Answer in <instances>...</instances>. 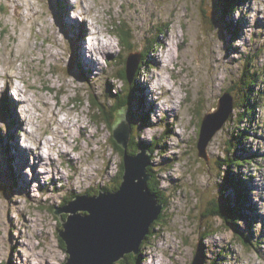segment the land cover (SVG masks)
<instances>
[{"label": "rangeland", "instance_id": "rangeland-1", "mask_svg": "<svg viewBox=\"0 0 264 264\" xmlns=\"http://www.w3.org/2000/svg\"><path fill=\"white\" fill-rule=\"evenodd\" d=\"M225 1L76 0L72 4L69 0H0V73L5 63L14 58L20 64L18 75L27 73L28 80H35L31 85L34 95L29 96L28 90L21 88L28 97L23 102L34 108L31 114L33 132L30 134L33 142L38 147L42 141L46 149L43 156H49L47 159L51 162L48 165L41 162L51 170L48 184L40 183L39 178L35 189L27 188L25 180L28 176L23 174L24 169L31 168L34 174L38 167L32 168V163L26 166L25 161L22 163V159L28 162L27 157L32 156L31 151L20 154L19 132L23 125L13 124L9 117L13 112L4 109L9 115L4 110L0 115V120L5 123V128L0 130V264H22L29 256L31 262L26 264L66 263L68 254L59 237L60 219L62 216L66 220L72 214L57 216L54 211L78 197H94L100 190L108 192L105 189L116 188L121 155L113 147V127L110 129L101 123L95 114L98 113L96 107L101 106L110 113L112 106L119 101L125 103L129 94L130 104L119 109L125 116L130 109L136 120V123L132 121L130 144L134 145L133 149L146 145L149 150L156 151L151 156L149 170L156 172L155 179H159L167 196L166 218L155 225L153 236L149 237L150 244L145 245L146 248L142 246L140 253L144 257L139 264H149V257L152 264L156 261L159 264H195L198 245L205 252L202 251L204 264H264V215L260 214V208L264 206V0H244L232 11ZM19 2L21 5L17 8ZM232 2L229 0L228 4ZM25 3L28 6L23 7ZM77 7L85 15L96 12L93 27L104 37V41L93 46L87 56L84 38L90 31L88 21L69 16ZM237 11L239 19L235 16ZM26 13L35 15L28 21ZM49 13L51 21L47 19ZM166 27L169 30L158 36ZM37 28H40L39 32ZM121 30L130 34L127 43L122 44L119 39L118 31ZM60 33H63V40L59 39ZM168 37H173V56L165 54L168 44L162 40L168 43L165 40ZM237 40L242 43L237 45ZM155 47H159L158 51H153ZM93 53L96 60L92 59ZM138 53L143 54L139 59L143 67L141 74L133 77L131 92L119 77L128 57ZM153 54L163 56V60L169 56L170 66L158 69L151 61ZM82 59L89 65L95 61L97 69L87 72L80 63ZM212 60L219 63L216 69ZM171 73L178 74V78L174 79ZM158 74L162 76L160 86L165 91L174 88L178 93L176 99L164 94L166 102L159 104L160 108L150 110L154 103L151 101L153 94L148 91L155 85L152 79ZM67 75L73 79L67 80ZM5 88L9 89V86L5 85ZM7 92L6 102L11 108L14 99ZM41 92L48 94L41 95ZM81 92L85 95L81 96ZM224 93L233 96V112L209 143L206 159L200 157L197 147L200 140L198 122L218 111L219 99ZM173 102H176L177 116L168 125L169 119L164 118L165 113L160 109L161 106L164 109V104L173 107ZM246 103L250 115L244 117L242 109L246 108ZM252 104L257 105L254 112L249 108ZM14 106L16 109L17 103ZM15 109L14 114L19 116ZM155 112L161 115L153 121L151 116ZM60 116H63L62 120ZM117 119V113L113 114L111 124ZM63 121L74 124L79 121L78 125L86 127V132L76 127L72 129L74 132L67 130L61 124ZM154 122L156 125L152 128ZM238 127L244 128V150L237 147V138L241 135ZM48 142L51 147L45 145ZM75 145L76 151L73 150ZM58 146H63L72 160L62 156ZM36 148L37 156L39 149ZM133 149L129 151L134 154ZM250 157L252 159H248ZM234 158L241 165H234L232 181L235 180V184L231 185L228 184L227 164ZM54 160H57L55 165ZM73 179H76L75 187L71 186ZM220 184L226 188L223 197L231 208L228 212L240 218L233 228L225 225L223 219L202 215L214 198H220ZM238 189L250 193L243 202L244 208L236 207L241 196ZM258 222L262 224L260 229L255 228ZM211 227L213 231L202 241L201 235ZM237 230L257 245L245 246L241 240L243 235H238ZM144 252H148L146 257ZM121 264H128V261Z\"/></svg>", "mask_w": 264, "mask_h": 264}, {"label": "water", "instance_id": "water-1", "mask_svg": "<svg viewBox=\"0 0 264 264\" xmlns=\"http://www.w3.org/2000/svg\"><path fill=\"white\" fill-rule=\"evenodd\" d=\"M139 59L141 54L128 57L126 73L130 82L136 75ZM232 100L225 93L219 100L218 111L203 119L198 142L201 157L206 158L209 143L230 118L234 107ZM132 133L131 118L120 111L113 124V138L125 150L119 191L105 193L100 190L96 197L84 195L54 211L57 216L72 214L59 232L68 254L65 264H118L128 255L138 256L159 221L164 206L149 188L151 153L141 149L137 155L128 154ZM196 256L195 264H204L201 247Z\"/></svg>", "mask_w": 264, "mask_h": 264}, {"label": "clouds", "instance_id": "clouds-1", "mask_svg": "<svg viewBox=\"0 0 264 264\" xmlns=\"http://www.w3.org/2000/svg\"><path fill=\"white\" fill-rule=\"evenodd\" d=\"M69 3L75 4V3H76V0H69ZM85 7H87V4H85ZM69 16H70L72 19H75V20H87V21H88V25H89V29H90V31H89V33H88V34L85 36V38H84L85 55L87 56L88 51H90L91 48H92L93 46L97 45L98 42L103 41V38H104L103 35L98 34V33H97V29H96L95 27H93V25L96 24V20L94 19V17L96 16V12L93 11V12H91L90 15H85V14H83L82 9H80L79 7H77L76 9H74L73 11H71V12L69 13ZM235 16H236L237 19H239L240 13H239L238 11L235 12ZM47 19H48L49 21L52 20V15H51V13L48 14ZM36 31L39 32V31H40V28H37ZM57 31L59 32L58 29H57ZM246 31H247V30H246ZM159 33H160V32H159ZM159 33H158V35H159ZM163 34H164V33H163ZM59 39H61V40L64 39V37H63V33H60V35H59ZM235 43H236L237 45H239V44H241L242 42L239 41V40H237ZM156 44L159 45L160 43H156ZM156 44H155V46H156ZM157 49H159V47H158V48L155 47L153 51H158ZM161 49H162V48H161ZM139 54H141V55L143 56L142 53H139ZM92 59H95V53H93ZM139 65H140V64H139ZM66 66H67V65H66V63H65V67H66ZM19 67H20V64L17 63V62L15 61L14 58H12V60H10L9 62H6V63H5V65H4V69H3V72L0 73V101H3V89H4V86H5V85H8V86H9V89H10V95L12 96V98H13L14 100H17V101H23V100H26V99L28 98V97L24 94V92L18 91V89H21V88L27 89V90H28V95H29V96L35 94V93L31 90V85L35 83V80H28V79L26 78V77H27V73H25L24 76H20V75H18L17 69H18ZM125 67H126V66H125ZM138 68H139V66H138ZM137 70H138V69H137ZM161 70H163V69H161ZM61 75H63V74L61 73ZM136 75H137V74H136ZM65 78H66L67 80L70 81V80L73 79V76H71V75H67V76H65ZM40 94H41V95H47L48 93H43V92H41ZM53 94H55V93H53ZM224 94H225V93H224ZM224 94H223V95H224ZM80 95H81V96H84V95H85V92H81ZM223 95H222V96H223ZM222 96H221V97H222ZM130 97H131V96H130ZM221 97H220V98H221ZM12 98H11V99H12ZM165 99H166V98H165ZM61 100H63V97H61ZM219 100H220V99H219ZM157 103H158V105H159V104H162V103H164V100H160V101H158ZM85 105H87V101H85ZM256 106H257V105H256ZM73 107H75V106L73 105ZM124 108H125V107H124ZM217 108H218V106H217ZM217 108H216V110H217ZM233 108H234V107H233ZM16 111H17V114L19 115L20 120L24 122V123H23V129L20 130V132H19L20 145H21L22 147H24V148H32V149H35V148L37 147V144L33 142V139H32V137H31V135H30V134L33 132V127H32V125H31V114H32V112L34 111V108H33V106H32L31 104L23 103V104H20V105L17 107ZM120 111H121V110H119L117 113L119 114ZM127 112H128L129 117H130V116H131V115H130V109H129V111H128V109H127ZM213 112L216 113L215 111H213ZM118 114H117V116H118ZM231 114H232V113H231ZM157 115H161V113H160V112H157V113L153 114V115L151 116V119H152L153 121H155ZM130 118H131V117H130ZM59 119L62 120V119H63V116H60ZM131 120H132V119H131ZM228 121H229V119H228ZM228 121H227V122H228ZM134 122H135V121H134ZM135 123H136V122H135ZM112 127H113V125H112ZM162 127H163V126L160 127V130H162ZM4 128H5V123H4L3 120H0V130H3ZM145 128H147V126H146ZM112 130H113V129H112ZM113 139H114V138H113ZM70 146H72V145H71V142H70ZM242 146H243L242 150L246 149L245 146H244L243 144H242ZM141 149L147 151L149 154L151 153V152L148 151L149 149H146V148H142V147H140L139 149H136V150H135V151H136L135 155L139 154L140 151H141ZM45 151H46V149L43 148V147H41L40 152H39V155H43V154L45 153ZM133 152H134V151H133ZM155 152H156V151H155ZM199 153H200V151H199ZM151 156H152V154H151ZM200 157H201V156H200ZM206 158H207V156H206ZM151 161H152V160H151ZM234 169H235V168H232V169L229 168V170L227 171L228 176H229V175L233 176L232 174H233ZM230 170H231V173H229ZM36 172H37V174H40V183H44V182L48 181V179L50 178V175H51V170L48 169V168H45L43 164H41V166H39V167L36 169ZM150 173H151V172H150ZM24 174L27 175V176L29 177V179H31V177H32V169H31V168H25V169H24ZM151 175H152V173H151ZM76 179H79V177H77ZM76 179H73V180L71 181V186H72V187H75V186H76ZM153 179H154V176L152 175V179H151L150 181H152ZM36 186H37V183H36L35 181H33L32 185H31V188H32V189H35ZM58 186H60V187H64V185H58ZM102 191H103V190H102ZM99 193H100V191H99ZM99 193H98V195H99ZM105 193H109V191H108V192H105ZM110 193H111V192H110ZM60 194L63 195L64 193L62 192V193H60ZM163 206H164V205H163ZM164 207H165V206H164ZM260 214H261V215H264V206H262V207L260 208ZM225 224H226V223H225ZM228 226H229V225H228ZM229 227H230V226H229ZM261 227H262V224L259 223V222L255 225V228H256V229H260ZM198 247H200V245H198ZM146 253H148V252H146ZM146 253H145V257H146ZM149 264H152L151 257H149ZM156 264H159V261H156Z\"/></svg>", "mask_w": 264, "mask_h": 264}, {"label": "trees", "instance_id": "trees-1", "mask_svg": "<svg viewBox=\"0 0 264 264\" xmlns=\"http://www.w3.org/2000/svg\"><path fill=\"white\" fill-rule=\"evenodd\" d=\"M228 1L229 0H226L224 3H227V5H228V8H229V11H232V10H236L237 9V4H239V3H241V2H243L242 0L240 1V0H230V1H233L232 3H230V4H228ZM222 6H223V2H222ZM223 10V9H222ZM229 11H228V16L230 15L229 14ZM231 13V12H230ZM231 22V21H230ZM227 27H228V29L229 30H231V28L227 25ZM236 29V28H235ZM234 29V30H235ZM169 30V28L168 27H166L165 28V30H162V31H160V33H159V35L161 34V33H164V32H166V31H168ZM235 31H237V33H239V31H238V28L235 30ZM119 33H118V36H119V39H120V41H121V43L123 44V43H127L128 42V40L130 39V34L129 33H125L123 30H121V31H118ZM232 32V31H231ZM232 34H233V32H232ZM158 35V36H159ZM127 41V42H126ZM159 41V40H158ZM161 42V41H160ZM162 46L163 45H161V47H160V49L162 48ZM142 67H143V65H142ZM142 67L139 65V68H138V70H137V72H136V77L139 75V74H141V69H142ZM120 79H122L123 81H124V83L126 84V85H128L129 87L131 86L132 87V85H131V83H130V81H129V79H128V77H127V74H126V69H125V71H124V73H122V74H120V77H119ZM130 87V88H131ZM132 89L133 88H131V92H132ZM136 93L138 92V90H136L135 91ZM131 95L129 94V99L127 100V101H123V102H125V103H121V101H119L120 103H117L116 104V106H112V108H111V112L109 113L108 112V110H106V108H105V106L104 107H96V109L98 110V113H96L95 115H97V117H98V119L99 120H101V123H105L106 125H108L109 126V128L110 129H112V118H113V114H114V116H115V113H117L120 109V107H126L128 104H130V100H131V97H130ZM98 104H100V103H93V105H98ZM101 105V104H100ZM247 106H248V103H246L245 105H244V107H246V108H243V111H245V113H243V116L245 117V116H248V115H250V110H248L247 109ZM256 105L255 104H252L249 108L254 112V109H256ZM105 109V111L106 112H104L103 110ZM118 114V113H117ZM130 117L132 118V121L134 122V121H136L135 119H134V114L130 111ZM98 120V121H99ZM243 119H240L239 121H242ZM202 125V123L200 124V126ZM239 129H241L240 127H238ZM243 131H244V128L243 129H241L240 130V133H241V135H239V139L237 138V140H238V148L239 149H241L242 150V148H243V146H241V147H239L240 145H242L243 144V140H244V138H245V134L243 133ZM200 133H201V131H200ZM201 135V134H200ZM199 142V141H198ZM112 143H113V147L117 150V154H119V155H121L120 157H121V171H120V174H119V182H118V184H117V186H116V188L114 189V190H108V189H105V191H109V192H111V193H113V192H117V191H119V189H120V187H121V184H122V181H123V175H124V153H125V150L124 149H122L121 148V146L119 147L117 144V142L113 139V141H112ZM138 146V145H137ZM141 147L142 148H146V149H149L148 148V146H146V145H141ZM197 147H198V143H197ZM134 148V145H132L131 146V144L129 145V148H128V154L129 155H135V153L133 154V153H130V149H133ZM136 149H137V147H136ZM136 149H133V151L134 150H136ZM153 153L155 152V150L154 149H152L151 150ZM223 162H226V163H228L226 160H224ZM243 161H241V163H242ZM239 163H238V161L234 158L233 159V161H231L229 164H227V166L230 168V169H232V168H234V165L235 166H237ZM241 164H239V166H240ZM150 166H151V164H150ZM150 166L148 167V174H150L151 175V173H150V170H149V168H150ZM229 173H231V170H230V172ZM152 175L154 176V179L152 180V181H149V188H150V190H151V192L158 198V200H159V203L160 204H162V205H164L165 206V203H167L165 200V198H167V196L165 195V193L162 191V189H161V183H160V181H159V179L157 180V179H155V177H156V172H152ZM151 175V176H152ZM227 178H228V184H231V185H234L235 184V180L234 181H232L233 179H234V177L233 176H231V175H229V176H227ZM232 182V183H231ZM233 187V186H232ZM224 189H226L225 188V186H223L222 184H220L219 185V190H220V198H214L212 201H211V206H209V209L208 210H206V209H204L203 210V213H202V215L204 216V217H210V218H212L213 216L214 217H217V218H220L223 222H225V223H227V224H225V225H229L230 226V224H232V226H230V227H232L233 228V226L237 223V222H239V219L240 218H238V216H236L233 212L232 213H230V212H228L231 208H230V206H229V204H227L228 202H226L225 201V199H224ZM239 190V189H238ZM97 192H98V190H97ZM99 193V192H98ZM239 193L241 194V196H240V200H238V201H236V207H242L243 206V202L245 201V199L247 200V194H250V193H243L242 191H240L239 190ZM230 203V202H229ZM242 208H244V207H242ZM238 209V208H237ZM233 210H235V209H233ZM240 210V209H239ZM165 211H167V209H163V212L161 213V215L159 216V221H157V223L155 224V225H159L160 224V221L163 223V221L165 220V218H166V216H165ZM64 219V218H63ZM209 219V218H208ZM64 221H66V220H64ZM61 226H62V228H60V231L61 230H63V223L61 222ZM234 228H236V226L234 227ZM238 228V227H237ZM236 228V229H237ZM156 229V227L154 226V228H153V231ZM152 231V232H153ZM213 231V228L211 227V228H208V230L205 232V233H203L202 235H201V240L203 241V240H205L208 236H209V234H211V232ZM238 231V235H240V234H242L243 236L241 237V240L242 241H244L245 243H244V245L245 246H247V247H249V246H255V245H257L256 243H254L251 239H248L243 233H241L239 230H237ZM210 232V233H209ZM153 236V233L150 235V236H148L147 238H146V240L144 241V243H143V247H145V245H149L150 244V239H151V237ZM241 236V235H240ZM60 237V236H59ZM149 237H150V239H149ZM250 240V241H249ZM60 243L62 244V246H64V248H65V244H64V242L61 240V238H60ZM142 247V248H143ZM146 248V247H145ZM201 250L203 251V249H202V247H201ZM145 253L146 252H144V255H145ZM203 253H205L204 251H203ZM142 256H143V254L142 253H140L138 256L136 255H128V256H126V259H124V260H122V261H120L119 263L121 264V263H123V262H127L128 261V264H139L141 261H142ZM144 257V256H143Z\"/></svg>", "mask_w": 264, "mask_h": 264}, {"label": "bare ground", "instance_id": "bare-ground-1", "mask_svg": "<svg viewBox=\"0 0 264 264\" xmlns=\"http://www.w3.org/2000/svg\"><path fill=\"white\" fill-rule=\"evenodd\" d=\"M244 2V1H243ZM29 3H31V5L32 6H34V4L30 1ZM242 3V2H241ZM245 3H246V1H245ZM245 3H243V4H245ZM243 4H240V6H242ZM13 5H14V3H13ZM20 5H21V2H19L18 3V5H17V8H19L20 7ZM23 7L24 6H28V4L27 3H25L24 5H22ZM36 7V6H35ZM107 10V9H106ZM108 12L107 13H109V9L107 10ZM37 13V12H36ZM39 13V12H38ZM37 13V14H38ZM156 14V13H155ZM33 15H35V14H28V13H26L25 14V18L29 21L30 20V18L32 19L33 18ZM154 15V13L152 12V16ZM18 17V16H17ZM23 17V16H22ZM35 17V16H34ZM37 18H40V16L39 15H37L36 16ZM105 23V22H104ZM33 24V23H32ZM78 24V23H77ZM79 25V24H78ZM106 25V24H105ZM80 27H81V25H80ZM84 28H86V27H84ZM88 30H86V32H87ZM84 33H85V31H84ZM88 33H89V31H88ZM108 34H110V32H107ZM54 36V35H53ZM184 37H185V35H183ZM66 38H67V36H66ZM70 38V37H69ZM71 39V38H70ZM162 40V39H161ZM165 40H167L168 41V43L166 42V41H164V40H162L163 41V43H165L166 45L168 44V46H166V48H167V52H165V54H168L169 56H171V54L173 53V42L171 43V41H173V37H168L167 39H165ZM104 41V40H103ZM170 41V42H169ZM82 42V41H81ZM102 42V41H101ZM172 45V46H171ZM100 46V45H99ZM95 47V46H94ZM107 47V46H106ZM105 47V48H106ZM106 51V50H105ZM80 54L83 56V52H82V49H80ZM96 52H97V49H96ZM107 52V51H106ZM164 52V51H163ZM104 54V53H103ZM139 54V53H138ZM167 55V56H168ZM57 56V55H56ZM168 56V57H169ZM172 56H173V54H172ZM163 57V56H162ZM161 56H158V54H153L152 56H151V61H153V63L156 65V67L158 68V69H162V68H164V67H169L170 66V60L168 59V57H167V59L166 60H163V58H162ZM180 57V56H179ZM222 57V56H221ZM220 57V58H221ZM150 58V57H149ZM165 58V57H164ZM219 58V59H220ZM79 59V58H78ZM94 60H96V58L94 59ZM213 61V60H212ZM87 62V61H86ZM172 62V61H171ZM214 63H215V69H216V67L218 66V61H213ZM84 67H82L84 70H86L87 69V72H91L92 70H94V69H97V63L94 61V62H92L90 65H89V63L87 62V63H85L84 61H83V59H82V62H80ZM202 65V63L200 62L199 63V66H201ZM80 67V66H79ZM103 68V67H102ZM171 68V67H170ZM167 69V68H166ZM165 70V69H164ZM177 72V71H176ZM175 72V73H176ZM98 73V72H97ZM91 74V73H90ZM172 74V73H171ZM156 76V75H155ZM172 77L174 78V79H177L178 78V74H172ZM156 78V79H155ZM153 77V79H152V81H155L156 83H155V85H153L151 88L152 89H150V91H148V93L150 92L151 94H153L152 96L154 97V95H156V94H158V92H157V90L159 89V90H161V89H163V87H161L160 86V82L162 81V76H161V74L159 75L158 74V76L157 77ZM148 83H150V82H148ZM152 84V83H151ZM177 84H175L174 86H176ZM141 86V85H140ZM146 85H144V88H147V87H145ZM45 87V86H44ZM150 88V87H149ZM47 89V88H46ZM24 90V89H23ZM144 90V92L146 91L145 89H143ZM20 91L22 92V89H20ZM51 91V90H50ZM140 91V90H139ZM177 93L178 92H175L174 91V88H172V89H166V91H164V93H163V95L165 94V96L167 95V94H169V96L168 97H170L171 96V98H173V99H176V96H177ZM229 94V93H228ZM161 96L159 99H161V100H165L164 99V96ZM229 96H231V97H233L231 94H229ZM3 97H5V95H4V89H3ZM36 98V97H35ZM31 99V98H30ZM60 101V100H59ZM61 102V101H60ZM60 102H58V104L60 103ZM149 102V101H148ZM25 103H26V101H25ZM49 103L50 102H48L47 101V104L49 105ZM142 104V103H141ZM173 104H174V106L173 107H166V105L164 104V109H163V107L161 106V109H160V112H161V110L165 113V116H164V118L166 117V119L168 118L169 119V122H168V125H170L171 123H173V120L176 118V116H177V108H176V102H173ZM182 104V103H181ZM149 105L150 106H152L153 105V103L150 101V103H149ZM142 106H143V104H142ZM160 108V106L157 104V103H154V105H153V107H151L150 108V110H152V108H154V110H156V108ZM11 110V109H10ZM16 110V109H15ZM12 112H13V110H11ZM144 112V111H143ZM156 113V112H155ZM8 115H9V113H7ZM5 115V114H4ZM8 115H5V117H7ZM10 118H12V123L14 124V123H16V125L17 124H19V125H23V121H20V118H19V116H17V115H15L14 113H12V117L11 116H9ZM41 117V116H40ZM55 117H56V115H55ZM156 117H158V116H156ZM8 118V117H7ZM80 121V120H79ZM78 121V123H80ZM78 123H72L71 121H63L61 124L64 126V128H66L67 130H72L74 127H76V129H79L81 132H86V127L85 128H83V126H80V125H78ZM170 123V124H169ZM152 125V128L153 127H155V125H156V122H154L153 124H151ZM173 125V124H172ZM19 129H20V127H19ZM65 130V129H64ZM73 131V130H72ZM64 132V131H63ZM74 132V131H73ZM62 134V133H61ZM173 134H175L174 132H173ZM71 135V134H70ZM73 135V134H72ZM71 135V136H72ZM175 135H177V134H175ZM70 136V137H71ZM71 138H75L74 137V135L71 137ZM37 139V138H36ZM64 139V138H63ZM62 139V140H63ZM58 140V139H57ZM60 141V140H59ZM58 141V142H59ZM67 141V140H66ZM50 143L48 142L47 144H45L46 146H50L49 145ZM58 145V144H57ZM41 146L43 147L44 146V144L42 143V141L40 140L39 141V144H38V147L36 148V149H39V151H36V152H40V149H41ZM53 146V145H52ZM56 146V145H55ZM21 147V146H20ZM51 147V146H50ZM61 147V148H60ZM75 148H74V151H76V149H77V146L75 145L74 146ZM18 148H19V146H18ZM54 148V147H53ZM58 149H59V152L60 153H62V156H67V157H70V159L72 158V156H71V154L69 153V152H67L66 150H64L63 149V146H58ZM62 149V150H61ZM68 149V148H67ZM24 150H26V151H31V154H32V156L34 155V157H35V160H34V162L33 163H35L33 166H32V168H37V166H39L40 165V163L42 162V161H44V162H46L45 164L46 165H48V164H51V162H49L48 161V157H44L43 155H39V153L37 154V156H36V154H35V150L34 149H32V148H26V149H24ZM55 150V149H54ZM20 151H21V149H20ZM50 151V150H49ZM48 151V152H49ZM57 152V151H56ZM50 153V152H49ZM24 154V153H23ZM26 154V153H25ZM60 155V154H59ZM23 157H24V155H22ZM53 157V156H52ZM25 158V157H24ZM29 160L28 161H30V158L29 157H27ZM36 159H38V160H36ZM49 159H50V157H49ZM248 159H252V157H250V158H248ZM72 160V159H71ZM24 161H26L25 159H24ZM57 160H54L53 162V164L55 165V162H56ZM26 163H28L27 161H26ZM31 164V163H30ZM26 166L28 165V164H25ZM75 169V168H74ZM23 174H24V171H23ZM25 175V174H24ZM12 176V175H11ZM89 177V176H88ZM93 177V176H92ZM26 178V177H25ZM40 178V175L39 174H37V172L34 170V174L32 173V177H31V179H29V177L28 178H26V180H25V183H26V187L28 188V187H31V185H32V183H33V181H37L38 179ZM24 183V184H25ZM46 184H48L47 183V181H46ZM28 196V195H27ZM62 217V216H61ZM66 221H67V219H66ZM66 221H64L63 220V218H62V220H61V222L63 223V222H66ZM60 232V231H59ZM20 238V237H19ZM17 244H18V240H17ZM16 251V250H15ZM41 255V254H40ZM24 258V257H23ZM27 258V257H26ZM32 258V257H31ZM30 259V256L28 257V260L27 261H23L22 262V264H26L28 261H30L31 262V260H29ZM21 260V259H20Z\"/></svg>", "mask_w": 264, "mask_h": 264}, {"label": "flooded vegetation", "instance_id": "flooded-vegetation-1", "mask_svg": "<svg viewBox=\"0 0 264 264\" xmlns=\"http://www.w3.org/2000/svg\"><path fill=\"white\" fill-rule=\"evenodd\" d=\"M124 71H125V68H124ZM124 71H123L122 73H124ZM122 73H121V74H122ZM201 121H202V120H201ZM201 121H200V123L198 122L199 127H200V131H201V127H202V125L200 126V124L202 123Z\"/></svg>", "mask_w": 264, "mask_h": 264}]
</instances>
